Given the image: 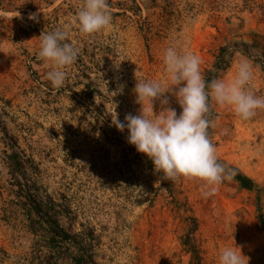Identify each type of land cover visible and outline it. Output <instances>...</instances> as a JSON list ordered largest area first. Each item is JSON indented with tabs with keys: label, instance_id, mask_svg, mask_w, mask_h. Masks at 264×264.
<instances>
[{
	"label": "rangeland",
	"instance_id": "1",
	"mask_svg": "<svg viewBox=\"0 0 264 264\" xmlns=\"http://www.w3.org/2000/svg\"><path fill=\"white\" fill-rule=\"evenodd\" d=\"M82 4L0 0V264H76L79 256L83 264H195L181 243L188 223L152 161L112 117L139 114L137 80L166 84L168 46L199 56L203 75L225 37L264 35V0H108L111 26L84 38L73 23ZM67 25L80 52L56 89L37 58L40 35ZM241 59L252 65L254 94L264 97V72L245 56L236 55L219 79L230 78ZM166 95L179 115L175 97ZM210 105L218 160L264 189V110L244 121ZM176 183L198 219L200 264H218L225 247H240L246 264H264L255 191L232 179L204 198L201 182ZM50 220L70 240L54 234Z\"/></svg>",
	"mask_w": 264,
	"mask_h": 264
},
{
	"label": "clouds",
	"instance_id": "2",
	"mask_svg": "<svg viewBox=\"0 0 264 264\" xmlns=\"http://www.w3.org/2000/svg\"><path fill=\"white\" fill-rule=\"evenodd\" d=\"M35 19V14L30 16ZM73 23L82 38L100 34L112 24L108 0H83ZM71 25L40 35L37 58L43 62L47 79L56 89L64 86L80 48L70 41ZM164 71L168 80L162 85L156 80H137L133 89L139 114H126L124 121L118 114L112 125L120 132L127 130V142L137 152L145 154L154 170L168 181L183 178L203 184L204 198L212 197L218 187L230 181L235 171L218 162L217 149L209 137L210 101L221 108H229L241 120L254 118L264 110V97L252 90L253 68L241 59L234 74L227 79L207 83L201 72V59L195 53L182 50L179 45L168 46L163 53ZM123 85L119 89L122 92ZM166 93L175 97L182 111L168 107ZM159 101L161 110L154 112ZM245 256L231 247L219 252L218 264H246ZM248 264V260H247Z\"/></svg>",
	"mask_w": 264,
	"mask_h": 264
},
{
	"label": "trees",
	"instance_id": "3",
	"mask_svg": "<svg viewBox=\"0 0 264 264\" xmlns=\"http://www.w3.org/2000/svg\"><path fill=\"white\" fill-rule=\"evenodd\" d=\"M238 54L251 59L264 72V35L260 32L250 31L248 33L244 32L236 34L233 38L225 37L224 41L219 45L214 54L213 64L207 68L203 74L205 81L210 83L212 80L219 79L222 74L228 70L234 57ZM215 115L216 113L211 107V112L208 117L211 122ZM208 132L210 137L211 126L209 127ZM218 162L222 164L220 160H218ZM150 168H154L152 162ZM234 171L235 175L233 179L236 180L242 188L253 190L257 193V209L260 220L264 223V208L262 206V203L264 202V189L260 188L251 178L240 173L238 170ZM158 174L161 177L163 187L171 198L170 203L175 212L188 223V231L182 237L181 243L186 251L192 255V260L195 261V264H200L202 261L201 250L196 239V232L199 228L198 219L193 214L190 204L183 196L176 181H168L162 174ZM48 224L51 231L60 236L61 240H70L69 234L58 223L50 220ZM57 229L61 230L63 235H60ZM74 259L76 264H83V261H85L83 256L75 257Z\"/></svg>",
	"mask_w": 264,
	"mask_h": 264
}]
</instances>
